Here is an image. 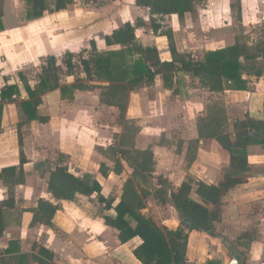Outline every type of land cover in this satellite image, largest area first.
<instances>
[{"label":"crops","instance_id":"obj_1","mask_svg":"<svg viewBox=\"0 0 264 264\" xmlns=\"http://www.w3.org/2000/svg\"><path fill=\"white\" fill-rule=\"evenodd\" d=\"M135 1L76 0L64 10L51 11L54 0L52 3L46 0L47 10L40 18L31 20L27 17L25 0H0V93L9 86H16L19 91L10 100L0 99V171L19 167L22 161L24 172V183L13 189V206L4 209L0 264H36L31 259L37 252L33 248L34 243L54 254V264H140L133 255L141 243L140 239L121 244L117 232L104 224L102 215L112 214V211L102 212L101 208L89 205V199L93 197L78 196L74 201H65L54 198L47 191L49 173L41 169L42 165L45 166L47 162L52 165L58 154L79 158L86 153V146L76 141L71 128H56L53 124L63 121L62 111L72 106L79 93L89 90H63V87L74 84V77L62 76L56 90L38 95L40 104L36 108V116L46 119L45 122L27 120L21 108L22 102L33 101L24 84L30 89L38 84L47 57L53 56L60 66L65 53L75 56L82 53L84 56L81 57L86 58L91 40L96 43L99 52L121 49L122 46L107 47L104 37L138 17L146 21V26L135 31L137 43L144 47H155L161 60L169 61L168 41L160 34L162 27L157 34L148 30L149 12L137 7ZM77 4L82 8L76 10ZM232 4L237 9H233ZM88 8L89 13H84ZM196 12L198 15L200 12L208 14L217 23L214 33L207 35L205 32L200 44L189 42L192 33H188L183 45L186 50L180 51L171 30L173 27L170 30L179 52L193 54L202 50L205 51L203 56L206 52L241 42L237 39L238 24L244 28L249 27L250 23H264V0H200L192 13L179 18L184 31L191 29L189 24L194 21L192 18ZM145 14L148 18L144 17ZM167 17L177 16L163 18ZM158 24L161 26L162 23L158 21ZM101 46L104 47L103 51L99 50ZM77 52L80 54H75ZM34 70L37 72L32 78L31 72ZM80 78L84 80L85 76L81 74ZM247 80L246 91L223 92L232 98L231 103L236 107L233 117L228 120L230 133H233V120L242 119L244 115L257 121L264 118V70L260 77L250 75ZM240 96L244 98L243 103L239 102ZM240 108L243 116L239 114ZM81 121L89 123L87 116H81ZM214 144L211 142L206 148L211 157L204 160L197 157L189 172L192 177L215 187L229 166V157L227 152L213 147ZM201 150L198 148V152ZM246 153L248 170L242 176V183L225 194L220 220L214 223L215 236L196 231L188 233V264H229L225 242L232 246L235 255L242 258L241 264H264V146H248ZM39 166L40 169H37ZM95 178L101 185L99 178ZM102 195L105 197L103 192ZM6 198L7 186L0 180V203ZM40 199L61 207L55 213L51 227L30 226L33 218L31 210L37 207ZM164 228L175 230L177 227ZM6 249H10V252L4 253ZM21 256L27 257L25 263L19 262Z\"/></svg>","mask_w":264,"mask_h":264},{"label":"trees","instance_id":"obj_2","mask_svg":"<svg viewBox=\"0 0 264 264\" xmlns=\"http://www.w3.org/2000/svg\"><path fill=\"white\" fill-rule=\"evenodd\" d=\"M25 1L28 19H38L47 10L46 0ZM74 1L76 0H54L51 11L64 10ZM199 1L136 0L135 4L148 10L151 30L157 34L161 26L156 23L154 17L183 18L185 14L193 12L196 2ZM145 26L146 21L138 17L133 22H125L104 37L107 47L122 46V49L99 52L96 43L91 40L89 55L86 58L65 53L60 66L53 56L47 57L38 77V84L33 89L24 84L27 94L33 98L31 102L21 103L26 119L45 122L46 119L36 116V108L40 104L38 95L56 90L62 76L74 77V84L63 87V90H88V86L86 87L80 78L81 74L90 82L106 83L99 85L105 89L100 95V103L115 108L119 119L123 120L127 94L151 87L157 77L167 91L172 89L176 74L182 73L197 81L198 88L212 94H221L226 90L246 91L247 77L250 75L260 77L264 70V42H258L253 46L235 42L231 46L196 57L176 49L170 29L160 31V34L167 38L170 55L169 61H163L155 47H144L137 43L135 31ZM18 94L16 86H9L0 93V99L10 100L12 96ZM227 125L228 116L224 102L221 99L212 102L207 109V115L196 124V139L188 144L187 152L191 155L189 164L195 159L199 140L215 141L229 156V166L217 186L196 181L197 200L190 196L192 179L182 183L176 192L170 193L163 187L159 188L152 184L153 153L150 150H132L131 146L124 144V139L128 143L129 133L136 134L139 131L131 122L124 123L119 145L112 144L105 149L114 156L111 158L113 169L110 170L103 164L99 168L103 178L111 172L115 175L121 174L119 159L132 169L131 177L123 183L118 196L105 198L96 178L89 174L77 176L70 172L62 155L52 165L47 162L41 167L43 171L49 173L47 191L54 198L65 201H74L78 196L93 197L101 206L102 212L112 211V214L102 215L104 224L117 232L121 244L135 238L140 239V245L133 251L135 259L140 264H188L186 258L188 233L196 231L215 236L214 223L220 220L224 206L223 198L229 189L242 183V176L248 170L247 147L264 146V118L257 121L244 115L242 119L234 120L233 134L226 132ZM20 141L19 135V144ZM22 164L21 161L19 167H9L0 171V180L7 186V198L0 203V236L4 230V209L11 208L14 203L13 189L16 185L24 183ZM37 169H40V166ZM153 194L174 209L180 227L175 230L159 227L151 217L142 212L146 199ZM59 209H61L59 205L40 199L37 207L31 210L33 218L30 226L51 227L53 217ZM181 218L191 220L190 229L181 223ZM33 248L37 249L36 254L31 257L34 263L54 264V254L50 250L37 243L33 244ZM9 252L10 249L4 251ZM26 259V256L18 258L20 263H25Z\"/></svg>","mask_w":264,"mask_h":264},{"label":"rangeland","instance_id":"obj_3","mask_svg":"<svg viewBox=\"0 0 264 264\" xmlns=\"http://www.w3.org/2000/svg\"><path fill=\"white\" fill-rule=\"evenodd\" d=\"M48 2L52 3L53 0H48ZM77 5L76 10L82 8L79 4ZM202 8L205 7L202 6ZM232 8L237 9V6L232 4ZM197 12L192 18L194 21L189 22H192L189 24L191 29L186 31L183 30L180 19L177 17H157L155 21L156 23L158 21L162 23V32L173 27L171 30L179 45L178 49L185 51L183 45L188 39V33H192L189 42L200 44L203 41L202 36L206 35L204 33L207 32V35L213 34L217 24L208 14L200 12L198 15ZM237 12L240 22L239 9ZM84 13H89V8ZM144 17L148 18L146 14ZM249 25V27L243 28L242 25L238 24V41L247 43L249 46L262 42L264 40V23L256 22ZM146 28L151 30L149 24ZM99 50L103 51L104 47L101 46ZM198 51L199 53H193L196 57H201L205 52ZM75 54L78 55L80 52ZM78 56L81 57L84 54L81 53ZM58 60L60 61V58ZM35 71L31 72L32 78L35 77L38 69ZM83 83L86 87L88 86L89 92L79 93L72 106L70 105L71 107L68 106L62 111L63 121L59 120L53 124L56 128L61 126L71 128L75 133L76 141L83 147L86 146L87 150L84 149L86 153L79 158L64 156V163L69 171L77 176L89 174L98 177L101 185H103L102 192L105 197L118 196L123 183L131 177L132 169L123 160L119 159L122 168L121 174L115 175L111 172L106 178L102 179L99 168L103 164L110 170L113 169L111 158L114 156L105 149L112 144L119 145L124 132V123L131 122L139 131L136 134L129 133L127 135L128 143L124 139V144H128V147L131 146L132 150H150L153 153L154 173L152 184L159 188L163 187L170 193L176 192L182 183L192 179L190 196L192 199L197 200L195 183L201 180L192 177L189 169L197 157L202 160L211 157L206 148L208 144L215 141L209 139L199 140L195 159L190 164L191 155L187 152L188 144L196 139V124L207 115V109L212 102L221 99L225 104L228 120L233 117L236 107L231 103L232 98H229L225 93L209 95L197 88V81L192 80L185 74L177 73L170 91L163 88L158 77L151 88L141 89L137 93L129 92L126 103L127 112L125 111L124 119L120 120L116 110L100 103V95L105 89L100 87L101 84L98 83L102 82H90L84 79ZM241 97H239V102L242 101L243 103L244 98ZM233 99L237 98L234 97ZM239 112L240 116H243L241 108ZM81 116H87L89 123L81 121ZM229 122L226 128L228 133H230ZM213 147L222 149L217 143ZM198 148L202 150L198 152ZM60 155L55 156V161ZM89 205L101 208L95 199H89ZM142 212L151 217L159 227H180L179 218L173 208L165 203L162 198L155 197L154 194L146 199L145 209Z\"/></svg>","mask_w":264,"mask_h":264},{"label":"water","instance_id":"obj_4","mask_svg":"<svg viewBox=\"0 0 264 264\" xmlns=\"http://www.w3.org/2000/svg\"><path fill=\"white\" fill-rule=\"evenodd\" d=\"M180 221L187 229H190V227H191V220L190 219L181 218ZM224 244H225L227 251H228V257L230 259L229 264H241L242 258L240 256L234 254L232 246L227 242H225Z\"/></svg>","mask_w":264,"mask_h":264}]
</instances>
